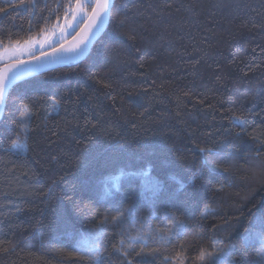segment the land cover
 I'll list each match as a JSON object with an SVG mask.
<instances>
[{"label":"trees","instance_id":"16d2710c","mask_svg":"<svg viewBox=\"0 0 264 264\" xmlns=\"http://www.w3.org/2000/svg\"><path fill=\"white\" fill-rule=\"evenodd\" d=\"M75 1L0 0V48ZM0 264H264V0H116L83 62L15 86Z\"/></svg>","mask_w":264,"mask_h":264},{"label":"water","instance_id":"95a60500","mask_svg":"<svg viewBox=\"0 0 264 264\" xmlns=\"http://www.w3.org/2000/svg\"><path fill=\"white\" fill-rule=\"evenodd\" d=\"M115 1L109 0L107 12L100 16L98 20L95 17L91 21L88 19L89 15L92 14L91 9L89 15L75 33L60 45L29 59L0 66V73L7 76L5 99L4 103L0 105V121L5 112L8 95L15 86L50 71L77 65L89 56L92 48L109 25L110 13Z\"/></svg>","mask_w":264,"mask_h":264},{"label":"rangeland","instance_id":"374dc122","mask_svg":"<svg viewBox=\"0 0 264 264\" xmlns=\"http://www.w3.org/2000/svg\"><path fill=\"white\" fill-rule=\"evenodd\" d=\"M95 0H85V3L93 5ZM73 5L68 9L66 16L61 22L56 23L51 29L46 30L40 36L22 43H14L9 46L0 48V66L29 59L37 54L44 53L51 50L57 45L65 42L71 37L78 29L80 24L85 21L88 16L90 7H85L81 12L77 10L75 13L76 18L73 19L74 13L72 8H76L77 0L72 3ZM261 166L254 163L252 169L254 174L260 172Z\"/></svg>","mask_w":264,"mask_h":264},{"label":"snow or ice","instance_id":"6c2138e0","mask_svg":"<svg viewBox=\"0 0 264 264\" xmlns=\"http://www.w3.org/2000/svg\"><path fill=\"white\" fill-rule=\"evenodd\" d=\"M85 7L92 8V14L89 15L88 19L91 21L93 17H95L98 20L100 16L104 15L107 12L109 8V0H95L94 6L85 3V0H77L76 8L71 9V11L74 13L73 19L76 18L75 13L77 12V10L82 12ZM6 80L7 76L0 73V105L4 103L5 99Z\"/></svg>","mask_w":264,"mask_h":264}]
</instances>
